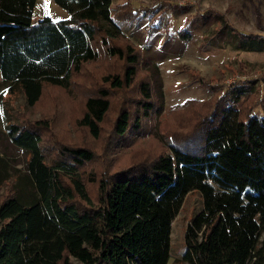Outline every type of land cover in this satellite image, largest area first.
<instances>
[{"label":"trees","instance_id":"16d2710c","mask_svg":"<svg viewBox=\"0 0 264 264\" xmlns=\"http://www.w3.org/2000/svg\"><path fill=\"white\" fill-rule=\"evenodd\" d=\"M53 2L67 18L33 20L36 0H0V83L8 92L20 90L33 106L44 86L69 88L85 63L102 55L123 60L120 73L102 77L108 86L85 98L76 121L96 139L110 110L109 89L130 87L139 52L117 29L122 18L113 15V0ZM117 8L133 17L128 1ZM237 38L244 49L264 48L261 38ZM249 81L203 82L213 98L203 100L209 111L196 137L173 138L168 152L103 181L97 204L77 171L93 158L88 148L65 147L53 167L40 147L43 123L8 125L10 139L29 154L34 195L27 202L17 192L0 199V264H72L70 257L78 264H167L171 222L190 191L201 195L202 207L184 231L185 264H264V104L255 102ZM139 88L141 115L120 110L113 123L120 138L156 108L151 83ZM187 101L180 106L190 107ZM258 105L261 115L254 113Z\"/></svg>","mask_w":264,"mask_h":264},{"label":"rangeland","instance_id":"374dc122","mask_svg":"<svg viewBox=\"0 0 264 264\" xmlns=\"http://www.w3.org/2000/svg\"><path fill=\"white\" fill-rule=\"evenodd\" d=\"M123 1L130 3L132 18L125 9L118 12ZM112 9L115 17L122 18L117 19V29L126 43L138 49L140 60L130 87L109 89L110 110L101 124L99 138L93 139L76 121L85 98L108 86L102 77L120 73L123 60L102 55L85 63L72 77L69 88L46 85L33 106L26 103L20 90L8 92L0 83V199L17 192L27 202V197L34 195L27 170L29 154L10 139V124L43 123L45 127L39 129L40 147L45 163L53 167L65 147L88 148L93 158L77 171L89 199L97 204L98 185L103 181L109 183L116 174L132 171L168 152L173 138L176 141L190 134L196 137L193 132H198L200 119L209 111L204 101L213 96L203 82L227 85L234 80H250L247 85L257 96L255 102L264 104V48L244 49L238 46L237 38L239 33L264 40V0H113ZM179 31L187 36L181 38ZM145 81L153 87L156 108L149 117L140 119L137 130H128L120 138L112 129L116 116L120 110L141 115L139 84ZM217 91L219 94L220 89ZM190 99V107L186 103L180 106ZM263 111L258 105L254 113L261 115ZM76 201L88 207L86 202ZM201 207L202 197L197 191L184 197L171 222L167 264H185L181 260L184 231ZM70 262L78 264L72 257Z\"/></svg>","mask_w":264,"mask_h":264},{"label":"crops","instance_id":"0c3cea01","mask_svg":"<svg viewBox=\"0 0 264 264\" xmlns=\"http://www.w3.org/2000/svg\"><path fill=\"white\" fill-rule=\"evenodd\" d=\"M49 16L52 20H61L68 17V13L58 6L53 0H36L33 8V20Z\"/></svg>","mask_w":264,"mask_h":264},{"label":"snow or ice","instance_id":"6c2138e0","mask_svg":"<svg viewBox=\"0 0 264 264\" xmlns=\"http://www.w3.org/2000/svg\"><path fill=\"white\" fill-rule=\"evenodd\" d=\"M46 3H47V0H46Z\"/></svg>","mask_w":264,"mask_h":264}]
</instances>
